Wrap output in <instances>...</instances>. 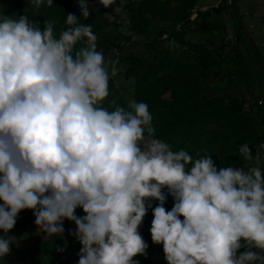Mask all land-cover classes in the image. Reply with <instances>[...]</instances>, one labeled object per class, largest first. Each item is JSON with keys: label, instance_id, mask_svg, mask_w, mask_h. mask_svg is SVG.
<instances>
[{"label": "clouds", "instance_id": "obj_1", "mask_svg": "<svg viewBox=\"0 0 264 264\" xmlns=\"http://www.w3.org/2000/svg\"><path fill=\"white\" fill-rule=\"evenodd\" d=\"M45 2L53 6L32 0ZM78 4L87 19L86 0ZM125 4L115 16L126 15ZM54 23L41 29L26 15L0 13V258L29 210L47 237L74 223L78 264H138L133 257L147 248L138 229L155 200L150 235L167 264H264V143L255 153L241 144L239 168L173 151L155 138L145 102L102 106L118 61L97 51L91 24L68 14L56 36Z\"/></svg>", "mask_w": 264, "mask_h": 264}, {"label": "trees", "instance_id": "obj_2", "mask_svg": "<svg viewBox=\"0 0 264 264\" xmlns=\"http://www.w3.org/2000/svg\"><path fill=\"white\" fill-rule=\"evenodd\" d=\"M8 1L11 4L8 16L17 14L18 18L26 15L30 21L37 22L41 29L44 21H54L56 36L68 27V14H74L80 23L91 24L98 37L97 51L103 53L106 62H111L112 52L121 48V45L116 44L118 36L109 37L115 26H110L109 31L104 33L102 29L108 25V20L91 5H88L91 14L85 19L81 16L78 0H53L52 7H48L45 2L38 8L32 0ZM196 4L197 0H127L125 31L144 39L154 31L153 38L145 47L151 50L154 43L158 42L162 56L154 64H144L140 67L129 58L122 76L124 80H132V100L148 105L153 117L152 124L156 129L155 138L168 143L173 151H187L193 159L198 158L197 153L203 155L207 152L217 167L231 164L238 168L240 162L245 163L242 157L238 156L239 146L246 141L255 153L256 145L263 142L261 74L255 56L246 43L232 11L230 10V14L235 22L232 37L229 36L223 21H218V18L222 19L221 12L226 7L230 9L228 2L225 7L216 6L196 12L194 18L189 19ZM158 23H164V26L168 27L177 26L161 40L164 31L157 30ZM212 32L216 37L211 36ZM247 32L249 34V31ZM185 34L206 35V40L204 43L183 49ZM172 41H175L178 47L171 46ZM80 46V43L76 45L77 48ZM254 46L261 60L258 48L255 44ZM261 63L264 68L262 60ZM111 81L112 77L109 81L110 94L102 106L110 107V102L115 101L127 109L124 101L113 95ZM222 81L226 82L225 87L217 90L219 86L216 85ZM253 101L256 108L254 112L260 113L259 132L249 120ZM157 203L155 200L146 201V206L151 204V207L148 208L138 229L147 244L144 253L146 264H154V251H157L164 260L163 263L167 264L162 245L153 244L150 235L152 210ZM173 203V198L166 194L163 205L165 209L170 211ZM20 214L33 215L29 210L21 211ZM75 214L84 215L80 208L76 209ZM74 231V223L65 220L62 235L46 236L38 240L24 224L16 222L6 238L32 240L30 249L27 250L31 261L29 264H78L81 245L72 235ZM3 235L4 233L0 232V236ZM60 246L61 249L66 247L64 253L56 252ZM71 246L73 254L70 256L67 250ZM239 251L243 252L244 249ZM15 252V249L10 247V254L0 258V264H11Z\"/></svg>", "mask_w": 264, "mask_h": 264}, {"label": "rangeland", "instance_id": "obj_3", "mask_svg": "<svg viewBox=\"0 0 264 264\" xmlns=\"http://www.w3.org/2000/svg\"><path fill=\"white\" fill-rule=\"evenodd\" d=\"M228 0H197V4L195 5L194 9L191 12L190 18L193 19L196 12H202L204 10H209L212 7L216 6H226ZM88 5H91L94 10H99L103 17L108 20V25L104 26L102 31L107 33L110 29V26H115V30L109 34V37L118 36L117 37V45H121L119 50H115L112 52L110 59L112 61H118L116 67L119 69L117 75L112 77L111 87L113 95L118 97L119 99L123 100L125 105L128 106V102L132 100V80H124L122 76L123 70L129 63V58L136 62L138 67L144 64H154L161 56L162 53L160 52L158 42L154 43L153 49H148L145 46L147 42L150 41L154 36V31L150 34L147 39H144L140 36H136L131 33H127L125 28L127 26V18L126 15L122 18L119 16H115L113 13V9L117 7L120 3V0H115V3L108 8L103 7L101 4L98 3V0H86ZM236 6L239 14L242 16V21L246 26L247 31H249L250 37L252 42L257 46L261 60L264 64V0H236ZM11 4L8 0H0V13L5 16L10 13ZM124 11H127L126 5H124ZM221 18H218V21H223L225 27L228 30L229 36L232 37L234 31L235 22L230 14V9L225 8L223 12H221ZM17 16V14H14ZM11 17V16H9ZM177 26V25H176ZM173 25L172 27L164 26V23H158L157 30L163 29L164 34L161 36V40H163L168 33L176 27ZM177 29V28H176ZM212 37H216V34L212 32ZM206 40V35H194V34H185L183 38V49H186L188 46H192L198 43H204ZM217 43V41H216ZM216 81V79H213ZM226 82L222 81L219 82L216 86H219V89L225 87ZM210 87H212L210 85ZM259 100V99H256ZM255 100V101H256ZM254 101L252 102V110L249 115V120L251 125L260 131L259 126V119L260 113L259 111L254 112L256 108H254ZM246 143V141L244 142ZM240 157V155H238ZM246 163V162H245ZM241 167V164L238 165V168ZM16 222L22 223L25 225L26 229L33 234V236L40 240L46 237L43 233L37 230L35 225V217L33 215L27 214H18L16 218ZM32 240L30 238H23L22 240H16L11 238L12 245L11 248L15 249V256L11 260V264H29V257L30 255L27 254V250L30 249ZM66 247L61 249V246L56 252L58 251L65 252ZM68 254L70 256L73 254V247L69 250ZM255 251V250H254ZM146 256L137 255L133 257L134 261H137L138 264H146ZM153 262L154 264H164V260L160 257L157 251L153 252ZM31 263V261H30Z\"/></svg>", "mask_w": 264, "mask_h": 264}, {"label": "water", "instance_id": "obj_4", "mask_svg": "<svg viewBox=\"0 0 264 264\" xmlns=\"http://www.w3.org/2000/svg\"><path fill=\"white\" fill-rule=\"evenodd\" d=\"M228 5L230 6V10L232 11L237 23H238V26L240 27V30H241V33L246 41V43L248 44L250 50L252 51L253 55L255 56V59H256V62H257V65H258V69L260 71V74H261V79H262V87H263V94H262V99H263V122H264V68H263V65L261 63V60L259 58V55L257 53V50L253 44V42L251 41L250 39V36L247 32V29H246V26L245 24L243 23L242 21V18L237 10V6H236V3H235V0H228ZM264 143V137H263V142Z\"/></svg>", "mask_w": 264, "mask_h": 264}, {"label": "flooded vegetation", "instance_id": "obj_5", "mask_svg": "<svg viewBox=\"0 0 264 264\" xmlns=\"http://www.w3.org/2000/svg\"><path fill=\"white\" fill-rule=\"evenodd\" d=\"M262 90H263V87H262Z\"/></svg>", "mask_w": 264, "mask_h": 264}, {"label": "built area", "instance_id": "obj_6", "mask_svg": "<svg viewBox=\"0 0 264 264\" xmlns=\"http://www.w3.org/2000/svg\"><path fill=\"white\" fill-rule=\"evenodd\" d=\"M259 104V103H258Z\"/></svg>", "mask_w": 264, "mask_h": 264}]
</instances>
